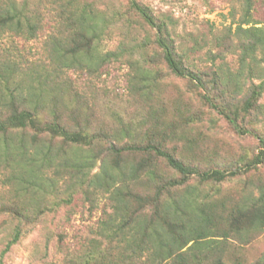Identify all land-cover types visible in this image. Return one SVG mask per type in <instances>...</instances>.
Here are the masks:
<instances>
[{"label": "trees", "instance_id": "obj_1", "mask_svg": "<svg viewBox=\"0 0 264 264\" xmlns=\"http://www.w3.org/2000/svg\"><path fill=\"white\" fill-rule=\"evenodd\" d=\"M235 1L241 7V20L236 22L232 36L229 32L214 37L217 51L208 55L213 64L227 54H236L238 68L219 74L218 69L195 70L189 64V53L175 44L170 22L135 0H126L122 13L111 14L81 0H0V36L31 40L49 28L45 50L52 63V67H40L44 76L34 77L26 70L31 67L19 49L5 46L0 53V185L7 188L5 194L9 196L0 199V215L15 222L4 251L50 210L46 196L58 197L66 191L87 194L91 189L107 196L109 213L97 226L104 248H96L93 264L119 263L129 253L144 255L145 264H226L219 243L230 232L242 234L264 228L262 185L255 186L257 198L248 196L241 206L229 211L218 213L209 196L200 198L201 188L262 165L264 137H256L257 153L241 160L240 166L201 169L185 164L167 148L179 136L173 130L157 128L156 117L143 131L141 142L136 141L139 133L135 127L128 124L94 133L77 123L67 126L55 100L43 98L51 73L77 68L95 75L122 59L134 71L133 88L141 83V90L150 93L160 72L146 66L161 63L172 76L186 80L199 91L200 101L236 132L251 133L241 123L250 118L255 123L257 115H262L258 102L264 82L251 83L247 88L244 85L246 80L252 82L264 75V26L243 28L251 21L256 0ZM47 15L51 20L45 26ZM120 20L131 26H146L154 32V38L145 37L136 43L128 42L131 38L125 35L115 49L103 51L101 38L107 37L109 28ZM28 76L36 84H26ZM64 94L67 96L68 91ZM96 159L100 161L99 172L90 178L88 169ZM161 165L178 178L168 177ZM190 180L194 186L187 184ZM142 182L145 187L152 186L154 193L137 191ZM183 187L182 194H177ZM238 222H243L239 228ZM72 264H82L81 259ZM254 264H264V254Z\"/></svg>", "mask_w": 264, "mask_h": 264}, {"label": "rangeland", "instance_id": "obj_2", "mask_svg": "<svg viewBox=\"0 0 264 264\" xmlns=\"http://www.w3.org/2000/svg\"><path fill=\"white\" fill-rule=\"evenodd\" d=\"M17 1L21 3L23 0ZM81 1L91 2L98 10H105L109 14L115 11L122 13L126 4V0ZM135 1L148 6L155 16L170 22L169 28L175 44L189 53V64L195 70L199 68L210 72L218 69L219 74L237 70L236 54H227L213 64L208 55L217 51L214 37L229 35V32L232 36L236 30V22L241 20V7L235 0ZM50 20L51 16L47 15L44 19L47 22L45 26L49 25ZM133 24L131 26L121 20L116 22L109 28L108 36L101 38L102 50L115 49L125 35L131 38L128 42L136 43L145 37L149 40L154 38V32L149 28L138 23ZM249 26H264V0H256L250 23L242 27ZM48 30H41L31 40L0 36V53L5 46H14L27 60V66L31 67L26 69L32 72L30 75L44 76L45 71L40 67H52L45 50ZM232 39L236 40L237 37ZM134 59L143 65L138 55ZM261 67L264 68V64ZM146 68L160 72L158 80L152 83L150 93L147 91L145 94L141 90V83L133 88L134 71L122 59L112 62L102 68L100 74L95 75L77 68L64 69L58 74L51 73V83H48L43 98L49 102L55 100L60 116L67 126L77 123L94 133L99 130L109 132L120 123L128 124L135 127L136 133H139L136 141L142 139L141 142H144L143 131L155 122L156 117L157 128L173 130L179 136L167 148L185 164L201 169H234L242 164L241 160H249L257 153L256 137H264V91L258 102L262 115H257L255 123L249 121H254V118L241 123L242 128L244 126L251 133H238L200 101V92L193 89L186 80L172 76L161 63L151 64ZM261 81L264 82V75L252 82L246 80L244 88ZM28 83L36 84L30 76L27 77L26 84ZM66 91L67 96L64 94ZM99 166L100 161L96 159L88 169L90 178L99 172ZM160 168L168 177L178 178L163 165ZM143 183L138 184L136 190L142 194H153L154 188L145 187ZM187 184L194 186L195 183L190 180ZM258 185L264 186V163L247 172L228 177L221 183L201 188L200 198L204 200V196H209L218 213L229 211L236 205L241 206L248 196L251 200L257 198L255 186ZM184 188H180L177 194H182ZM5 193L7 188L0 185V199L9 197ZM67 198V202L61 201ZM45 200L50 202V210L6 251L4 249L10 240V231L15 222L0 215V264H72L79 259L82 264H93L97 256H93L96 248H104L101 243L103 240L97 234V226L109 213L106 194L91 189L87 194L66 191L58 197L46 196ZM240 223L243 222H238L236 227L239 228ZM220 226L224 227L222 224ZM214 239L222 240L221 237ZM221 242L219 249L224 263L254 264L264 254V228L242 234L230 232L227 239ZM121 261L115 264H145V256L129 253Z\"/></svg>", "mask_w": 264, "mask_h": 264}]
</instances>
